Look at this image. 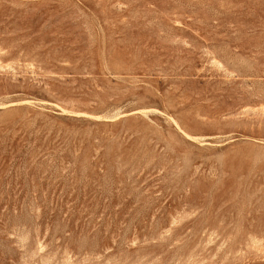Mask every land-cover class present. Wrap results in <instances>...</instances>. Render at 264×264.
Wrapping results in <instances>:
<instances>
[{
    "label": "rangeland",
    "instance_id": "obj_1",
    "mask_svg": "<svg viewBox=\"0 0 264 264\" xmlns=\"http://www.w3.org/2000/svg\"><path fill=\"white\" fill-rule=\"evenodd\" d=\"M0 264H264V0H0Z\"/></svg>",
    "mask_w": 264,
    "mask_h": 264
}]
</instances>
